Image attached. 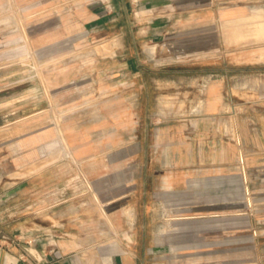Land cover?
<instances>
[{
	"label": "rangeland",
	"instance_id": "1",
	"mask_svg": "<svg viewBox=\"0 0 264 264\" xmlns=\"http://www.w3.org/2000/svg\"><path fill=\"white\" fill-rule=\"evenodd\" d=\"M172 1L0 0L2 258L9 247L3 240L18 233L9 219L19 215V207L34 201L16 195V183L32 176L39 209L53 208V193L67 189V198L58 193V203L73 205L75 218L84 221L85 226L76 229L89 240L85 252H106L111 243L121 251L122 264H264V191L235 193L232 208L226 207L224 195H199L203 187L199 181H194L190 194L177 195L167 177L177 163L166 152L169 148L156 141L152 126L145 130V111L151 113L150 120L177 119L194 104L191 81L197 72L188 73L182 87L177 73L174 81L166 82L161 36L145 32V9L155 7L154 12L161 13L163 4ZM232 6H243L244 14L234 19L222 16ZM177 7L217 9V25L212 26L217 27V35L212 39L222 57L199 67L202 75H219L220 71L207 67L224 65L228 100L257 97L259 86H264V64L257 63L264 61V0H180ZM121 31L128 64L122 73L113 68L106 72L103 64L113 67L116 58L99 57L114 54L113 48L123 42L117 36ZM233 31L240 34L238 39L227 37ZM138 33L143 36L135 38ZM149 47L153 58L144 53ZM137 58L145 67L139 75L134 69ZM179 89L185 93L178 95ZM117 103L131 114L134 130H93L99 114L111 117ZM67 123L70 130L65 132ZM61 131L72 143L89 140V151L100 163L81 165L83 159L73 160L72 150L59 140ZM83 170L91 174V181ZM186 170L198 176L195 167ZM93 186L100 198H111L103 205L111 223L101 213ZM126 208H132V222ZM93 241L99 242L96 248L89 247Z\"/></svg>",
	"mask_w": 264,
	"mask_h": 264
},
{
	"label": "crops",
	"instance_id": "2",
	"mask_svg": "<svg viewBox=\"0 0 264 264\" xmlns=\"http://www.w3.org/2000/svg\"><path fill=\"white\" fill-rule=\"evenodd\" d=\"M179 1L173 0L171 4H163L161 13H155V7H153L145 9L142 15L145 16L146 34L154 36L157 33L161 36L160 59L161 64L166 66L163 70L166 71V82L174 81L177 75L176 81L179 87H182L186 85L187 74L191 71L197 72V76H194L191 81L195 85V88L191 90V93H194L191 103L194 104L186 113H180L179 116L183 117L177 119L150 120L151 113L145 111L147 120L144 127L145 130L150 131L149 128L152 126L156 141L169 148L166 152L172 154L177 163L176 169L171 170L167 175L170 187L177 191V195L190 194L194 181H199L203 186L197 192L199 195L213 194L217 197L224 195L226 207L230 205L232 208L235 193L256 195L264 191V86H259L258 95L253 100L239 102L235 98L228 100L225 96L224 88L228 80L225 76L228 73L226 66L207 67L210 71H220V74L216 73L214 76L211 72L203 76V70L199 67L212 64L218 61L217 58L222 57L217 55V44L212 39L217 35V27L212 28V26L217 25L218 11L211 7L206 11L196 8L180 9L177 7ZM222 12H224L222 16L234 19L244 14V7L232 6ZM136 13L139 16V12ZM113 31L116 33V28ZM237 34L240 35L237 32H231V35L227 33V37L234 38ZM117 36L123 39V42L121 41L122 44L119 47L113 48L114 54L99 57V59L116 58L113 60V67L107 69L103 64L101 69L106 72L113 68L114 72L122 73L123 68L128 64L125 61L127 46L124 31ZM142 36V33H138L135 38ZM202 36L204 41L201 40ZM224 51L222 50V53ZM144 53L146 57H154L151 47ZM137 59L134 69L139 75L145 71V67L140 62V58ZM221 61L225 63L226 60L221 59ZM257 63L264 64V61L259 59ZM175 66L181 68L176 69ZM191 66H196L199 70L191 69ZM201 80H204V84ZM177 93L183 95L185 91L179 89ZM197 99H199L198 102H195ZM147 101H149L148 98ZM103 108L106 107L103 106ZM131 122V114L125 109L122 110L121 103H117L114 105L111 117L109 115L107 117L106 113L99 114L97 128L93 130L130 131L134 130L131 129L133 126ZM63 125L65 132L70 130L68 123ZM89 142V140H83L82 143H72L68 140L74 155L78 159H83L84 162L81 165L86 162L98 165L100 161L97 157L98 160H94L95 156L89 151L91 148ZM187 166L195 167L198 176L187 172ZM97 169L99 171V166ZM84 172L91 181V174ZM31 178L32 176H29L16 183V195L22 196L23 201L31 199L34 201L32 204L19 207L17 210L19 215L9 219L8 224L16 223L14 228L18 233L14 239L7 236L8 238L3 240L9 247L3 258V251L0 252V264H8L9 260L16 264H122L121 251L116 250L115 245L111 243L108 244L106 252L98 249L85 252L89 240L76 229L85 226L84 221L75 218L73 205L58 203V193L67 198V189L53 193V208H37L35 201L37 181L35 177ZM132 178L136 180L138 173L136 172ZM92 191L102 215L105 216L103 205L111 201V198L105 200L100 198L94 186ZM46 212L48 218L43 217ZM94 225L99 226L98 223ZM125 236L131 241L129 234L126 233ZM12 245L14 247H11ZM97 245L99 242L93 241L89 247L96 248Z\"/></svg>",
	"mask_w": 264,
	"mask_h": 264
},
{
	"label": "bare ground",
	"instance_id": "3",
	"mask_svg": "<svg viewBox=\"0 0 264 264\" xmlns=\"http://www.w3.org/2000/svg\"><path fill=\"white\" fill-rule=\"evenodd\" d=\"M141 14V13H140ZM243 18H245V17H243ZM233 33H235L234 31H233ZM239 36L240 35H235V37L234 38H239ZM25 37V39L26 40H28V35H25L24 36ZM116 41V40H115ZM118 42V41H117ZM117 42H115L116 43V45H117ZM111 51V50H110ZM60 142H61V144L64 146V148L66 149V150H70L71 151V149H70V145H69V143H68V141H67V139H66V137L62 134V131H61V133H60ZM69 155H70V157L73 159V160H76L77 159V157L74 155V153H73V151H71V152H69ZM103 209H104V214H105V216L107 217V219H108V221L110 220V217H109V215H108V213L105 211V208L103 207ZM126 212H127V214H128V217H129V219H130V222H132L133 221V214H132V209H129V208H126ZM111 221V220H110ZM161 239H159L158 241H160ZM7 263V262H6ZM8 264H14V263H12V261L11 260H9L8 261Z\"/></svg>",
	"mask_w": 264,
	"mask_h": 264
}]
</instances>
